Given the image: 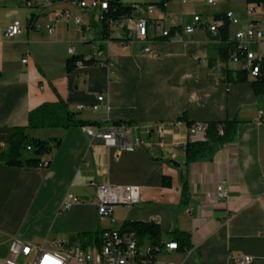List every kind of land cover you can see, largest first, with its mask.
Listing matches in <instances>:
<instances>
[{"label": "crops", "instance_id": "0c3cea01", "mask_svg": "<svg viewBox=\"0 0 264 264\" xmlns=\"http://www.w3.org/2000/svg\"><path fill=\"white\" fill-rule=\"evenodd\" d=\"M120 1L140 10L136 18L150 19L149 36L156 25L168 29L186 23L194 13L211 18L226 11L240 19V24L229 25L230 37L249 21L264 30V7L254 6L248 15L246 0ZM159 1H167V6L146 10L150 2ZM75 2L0 0V153L15 127L27 125L31 110L59 97L81 120L102 127L137 124L144 137L157 123H183L169 130L161 144L157 139L151 150L135 151L93 139L80 126L28 129L31 137L59 138L60 144L41 156L49 162L43 168L13 167L0 159V264L9 257L14 236L50 249L55 240H61L64 249L92 246L78 235L120 229L128 220L155 221L161 242L173 240L174 230L189 234L190 247L160 252L158 264H264V94H256L248 81L227 79L226 68L233 76L241 69L221 60L220 44L208 30L159 38L163 53L153 56L142 52L138 42L112 39L134 24V15L124 21V28L112 25L110 38H105L103 10L84 9ZM55 10L80 17V24L55 19ZM33 14L35 28H29ZM14 20L21 22L23 32L7 39L5 30ZM47 24H54L53 33ZM254 45L259 48L253 47L255 52L264 54V40ZM98 52L104 63L95 58L93 64L66 70L71 56L88 58ZM100 94L105 99L93 109ZM233 119L238 121L234 141L217 145L194 161H186L182 144H172L175 138L204 139L200 132L190 134L188 122ZM164 175L171 177L170 187L163 186ZM222 181L228 197L218 200L217 185ZM103 182L138 186L140 202L120 204L113 220H100L95 197L96 185ZM67 193L82 201L63 211ZM244 256L250 260L240 261Z\"/></svg>", "mask_w": 264, "mask_h": 264}, {"label": "built area", "instance_id": "2783aa9c", "mask_svg": "<svg viewBox=\"0 0 264 264\" xmlns=\"http://www.w3.org/2000/svg\"><path fill=\"white\" fill-rule=\"evenodd\" d=\"M184 1V0H182ZM210 4H214L220 0H201ZM81 8L94 10H106L108 8V0H76L75 2ZM164 8L167 6V1H163ZM160 8L156 2H150L146 6V10L153 12ZM253 7L247 9V14L252 15ZM140 10L135 7L134 16L139 14ZM55 19L70 20L73 19L76 24H80L81 18L72 16L67 10H55L53 12ZM125 17L119 21H112V25L124 28ZM102 17V16H101ZM150 19L143 16V21H136L132 26L128 27L123 32H118V39L121 44L130 42H138L141 44V51L150 53L153 56H159L163 52L158 45L159 38H179L184 33L193 34L199 30H208L213 35L215 42L222 44V40L217 38L219 28L227 22L233 25L240 24V19L233 11H226L220 17H204L200 13L191 14L190 19L186 23L171 28H163L160 25L155 26V34L149 36ZM46 28L49 33H53L54 24H47ZM23 32L22 24L18 20L11 22L4 33L7 39H11ZM232 45L228 53V61L239 66L247 72L249 78H257L261 73L264 54H259L253 50V45L264 40V30L256 21H249L245 28H238L234 31L233 36H229ZM68 51H73L69 47ZM102 52L95 54L101 63L105 62L102 57ZM24 62L27 59L23 60ZM82 65V61L78 66ZM219 67V65L215 66ZM104 94L97 97L98 103L93 104L92 108L97 109L99 102L104 101ZM82 106L78 105L77 109ZM182 120L174 121L170 124L157 123L148 129L150 136H143L137 124L123 122V125H113L109 123L104 125V128L81 126L82 130L91 138H98L102 141L113 142L121 149L126 151H135L137 149L151 150L165 134L172 128L181 125ZM207 123H193L189 126L190 134L200 132L205 135ZM223 133L222 129L219 130ZM162 143V142H161ZM160 143V144H161ZM173 146L182 144L185 148L186 142H179L177 138L173 141ZM28 150L31 146L27 147ZM48 166V161L44 160L40 164V168ZM216 197L218 200H224L228 197V189L225 182L222 181L217 185ZM96 203L97 212L100 220L110 219L113 216L116 207L120 204L134 205L140 202V188L132 184H111L107 182L98 183L96 185ZM82 199L71 193H67L63 198L61 210H68L74 203L81 202ZM53 248H45L40 245H33L31 242L24 240L21 237L14 236L9 246V257L3 264H69L70 262H78L81 264H158L157 255L162 251H171L178 249V243L175 240L161 242L156 246H152L151 240L146 239L143 242L133 232H122L120 229H106L100 240L92 246H70L66 249L61 247V240H55ZM250 260V256L240 258V261L246 262Z\"/></svg>", "mask_w": 264, "mask_h": 264}, {"label": "trees", "instance_id": "16d2710c", "mask_svg": "<svg viewBox=\"0 0 264 264\" xmlns=\"http://www.w3.org/2000/svg\"><path fill=\"white\" fill-rule=\"evenodd\" d=\"M109 5L102 13V32L105 38H110L111 34V22L119 21L125 17L133 16L135 6L122 3L120 0H108ZM248 4H254L256 6L264 7V0H246ZM159 7L164 8L163 1L156 2ZM217 17L222 14H217ZM37 16L32 15L28 27L35 28ZM223 42L220 44V57L221 60H228L229 49L232 42L229 40V23L219 28L218 36ZM118 40V38H112ZM82 61V65L93 64L95 62L94 57L88 56H71L66 61V70L72 71L78 67V63ZM224 73L227 79H234L237 81H248L256 94H264V61L262 63L261 73L257 78L249 79L246 70H238L233 76V71L226 68ZM115 125H123V122H115ZM189 125L193 123L188 122ZM96 127L100 124L97 122L84 121L77 117L76 113L68 108L67 103L62 97L54 103H44L35 109L31 110L28 114V123L26 126H17L14 129V133L7 145V148L0 153V159L7 165L13 167H37L40 168V164L44 161L41 156L48 154L51 150L60 144L59 138H53L49 140H43L40 138L31 137L27 134L28 129L37 128H69L71 126H83ZM238 121L225 120L221 122L207 123L206 133L204 139L187 141L185 146V157L187 162L196 160L202 154L210 151L217 145H222L228 142L234 141L237 134ZM222 129L223 133L220 134L219 130ZM31 146L28 150L27 147ZM31 152L26 155L24 152ZM49 163V162H48ZM162 184L165 187L172 185V179L170 176L164 175L162 178ZM183 189H186V183H183ZM106 230V229H105ZM105 230H98L95 233H80L78 236L82 238L85 243L95 244L100 240L102 233ZM122 232H133L141 240L148 238L151 240L152 246L160 244L162 240V232L160 225L155 221H126L120 228ZM171 238L178 243V249L190 247V236L185 232L174 230L171 233Z\"/></svg>", "mask_w": 264, "mask_h": 264}, {"label": "rangeland", "instance_id": "374dc122", "mask_svg": "<svg viewBox=\"0 0 264 264\" xmlns=\"http://www.w3.org/2000/svg\"><path fill=\"white\" fill-rule=\"evenodd\" d=\"M246 3H247V2H246ZM247 4H248V3H247ZM249 6H250V7H254V6H256V5H254V4H248L247 7H249ZM247 7H246V8H247ZM256 7H258V8H257L258 10L261 9V8H259L260 6H256ZM243 10H244V7H243ZM253 47H254L255 49H259L256 45H254ZM68 52H69V51H68ZM69 53L71 54V53H73V52H69ZM24 153H25V154H30L31 152H29V151H25Z\"/></svg>", "mask_w": 264, "mask_h": 264}, {"label": "bare ground", "instance_id": "6f19581e", "mask_svg": "<svg viewBox=\"0 0 264 264\" xmlns=\"http://www.w3.org/2000/svg\"><path fill=\"white\" fill-rule=\"evenodd\" d=\"M136 21H143V18L142 17H139V18L137 17ZM69 52H73V51H69ZM113 125H115V124H113ZM95 128H104V127H102V125H98Z\"/></svg>", "mask_w": 264, "mask_h": 264}]
</instances>
